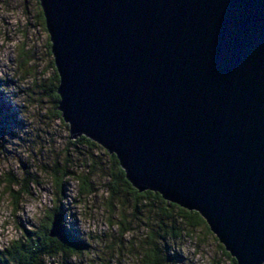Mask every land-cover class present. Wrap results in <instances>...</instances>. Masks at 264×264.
<instances>
[{
    "label": "water",
    "instance_id": "95a60500",
    "mask_svg": "<svg viewBox=\"0 0 264 264\" xmlns=\"http://www.w3.org/2000/svg\"><path fill=\"white\" fill-rule=\"evenodd\" d=\"M37 1L69 139L264 264V0Z\"/></svg>",
    "mask_w": 264,
    "mask_h": 264
},
{
    "label": "rangeland",
    "instance_id": "374dc122",
    "mask_svg": "<svg viewBox=\"0 0 264 264\" xmlns=\"http://www.w3.org/2000/svg\"><path fill=\"white\" fill-rule=\"evenodd\" d=\"M39 11L37 0H0V250L46 223L57 208L66 230L87 249L46 264H141L150 231L163 241L171 264H230L215 236L180 223L175 208L151 197L135 208L133 195L108 192L114 171L108 154L70 140L55 113V68ZM54 170L60 174L57 193ZM63 171L74 175L62 177ZM83 183L90 193L78 196Z\"/></svg>",
    "mask_w": 264,
    "mask_h": 264
},
{
    "label": "trees",
    "instance_id": "16d2710c",
    "mask_svg": "<svg viewBox=\"0 0 264 264\" xmlns=\"http://www.w3.org/2000/svg\"><path fill=\"white\" fill-rule=\"evenodd\" d=\"M38 17L43 25V17L41 11H39ZM48 47H50V43H47ZM54 82L55 84L52 86V95L54 98V108L56 109V115L62 121L60 117V113L57 111V101L58 96L55 93L56 85L58 83V76L54 71ZM74 143H81L82 146L87 145L91 148L100 147L96 145L94 142L84 138L79 137L78 139L73 141ZM107 158L112 163L114 167V171L109 175L108 192L112 195L116 196L120 191H125L133 195L135 199L134 207L138 205L139 199H145L146 201L153 199V202H157L160 204H166L170 208L176 209V218L180 223H183L185 226H188L190 229H196L198 227H204L207 232H209L208 227L205 224V221L199 216L198 213L193 211H186L174 204H170L164 201L158 194L144 191L142 193L137 192L134 188L130 186V184L125 180L123 170L118 166V162L113 155H107ZM53 175V187L56 189V193L59 191V178L60 174L57 170L52 172ZM69 175H74L73 173L64 172L61 174L62 177H67ZM78 178H81L78 176ZM80 180V179H79ZM16 183V182H15ZM84 184V183H83ZM85 185V184H84ZM90 193L88 189H86V185L84 188H80L78 192V196L86 195ZM160 212L165 215L166 218L171 217L169 210L165 208H160ZM54 214H60L62 218V214L57 211V208L51 210V212L47 215L46 223H41L37 226V229L34 231L24 230L19 238L15 239L10 243V245L0 250V264H46V261H52L57 257L67 258L73 256H78L83 251L87 249L86 243L80 238L73 234H71L68 230H66L65 226L62 224V228L64 230L63 237L59 240L49 236V228L50 223L52 221V217ZM181 233L182 231L179 230ZM120 235H124L120 233ZM147 238L144 241V245L142 246V254L140 257L141 264H171L172 259L167 255V253L163 250L165 249L163 246V241L155 237L154 231H150L147 233ZM217 247L221 250L222 254L226 257L230 264H236L235 260L229 256V254L224 251L223 247L220 244H217Z\"/></svg>",
    "mask_w": 264,
    "mask_h": 264
}]
</instances>
